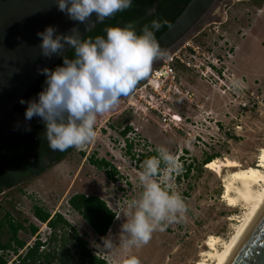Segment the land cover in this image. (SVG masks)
Returning a JSON list of instances; mask_svg holds the SVG:
<instances>
[{"label":"rangeland","instance_id":"obj_1","mask_svg":"<svg viewBox=\"0 0 264 264\" xmlns=\"http://www.w3.org/2000/svg\"><path fill=\"white\" fill-rule=\"evenodd\" d=\"M220 16V24L202 30L200 34L204 36L197 35V41L189 39L204 54V65H213V71L203 77L200 70L185 71L174 65L178 92L165 85L157 91L146 88L134 96V105L139 108L136 114L124 101L122 107L116 105L98 115L93 142L81 148L85 157L76 150L40 176L25 181L22 194L16 189L4 191L0 194L3 209L16 221L24 222L25 227H37V238L43 239L49 235L44 224L33 217L32 207L62 215L86 241L92 254L108 264H124L132 256L140 264H198L201 253L207 251L205 242L209 236L227 240L236 226L233 219L244 212L239 207H228L222 198L223 179L231 170L224 169L217 176L202 162L217 155V161L228 159L242 169L254 168L264 149V0H239ZM181 54L187 57L185 50ZM145 107L148 110L144 111ZM151 109L159 110L168 119L175 116L180 120L175 122L176 127L171 123L166 127L149 112ZM122 112L129 116V137L135 145L132 153L136 159L159 147L167 148L176 157L180 171H162L155 179L166 190L181 194L187 211L163 231H154L148 244L131 251L116 247L105 252L96 246L100 239L70 210L67 201L75 194L102 199L121 218L115 219L110 228L113 236L119 234L127 203L138 199L143 191L138 179L143 162L131 161L122 147ZM92 156L104 159L117 170L116 181H110L103 171L89 164ZM188 165L192 170L185 177L182 169ZM19 238L27 245L35 236L21 232ZM6 240L3 235L2 241Z\"/></svg>","mask_w":264,"mask_h":264},{"label":"clouds","instance_id":"obj_2","mask_svg":"<svg viewBox=\"0 0 264 264\" xmlns=\"http://www.w3.org/2000/svg\"><path fill=\"white\" fill-rule=\"evenodd\" d=\"M132 2L55 0L60 12L81 24L93 14L97 21L112 17L129 9ZM160 27L161 23L153 20L138 34L135 24L130 22L122 28H108L105 36L88 40L81 39L77 28L71 29L70 35L56 34L52 26L37 33L43 57L60 55L65 45L74 50V58L65 57L63 66L39 70L46 78V87L35 100L19 101L27 103L25 120L38 117L43 121L44 137L52 151L80 149L93 142L98 115L110 111L121 97L131 94L148 76L153 62L164 55L155 38ZM156 152L157 155L143 162L138 174L143 191L138 199L127 203L126 218L119 234L113 236L109 230L96 245L99 249L109 252L122 247L131 251L142 247L149 243L154 231H163L167 224L186 213L187 206L181 194L166 190L155 179L162 171L178 173L180 164L167 148L159 147ZM116 219L121 218L117 216ZM124 264H140V261L132 256Z\"/></svg>","mask_w":264,"mask_h":264},{"label":"trees","instance_id":"obj_3","mask_svg":"<svg viewBox=\"0 0 264 264\" xmlns=\"http://www.w3.org/2000/svg\"><path fill=\"white\" fill-rule=\"evenodd\" d=\"M190 2L191 0H133L129 9L105 18L83 39L88 40L97 36H105L106 29L122 28L130 22L135 24L139 34L140 29L153 20L161 23L160 29L155 32V38L157 39L174 23ZM200 35L204 36V33ZM196 38V36L192 37L197 41ZM65 57L68 59L74 58V50L70 49L50 70H54L57 66H63ZM45 79L43 75L20 100L26 102L35 100L38 93L46 87ZM146 79L147 77L141 80L136 88L145 83ZM126 97L120 98L117 104L119 107L123 106ZM19 101L14 106L13 111L23 114L27 103L21 104ZM128 117L125 112H122L119 125L120 127L124 124L119 134L125 141V154L131 161L142 163L146 159L157 155V153L153 151L147 155H140V158L136 159V156L132 153L134 144L126 138L132 132ZM44 131L45 127L42 124L0 147V194L12 189H16L19 194H22L21 187L25 181L40 176L51 165L62 162L77 150L76 148H70L64 152L52 151L44 137ZM79 155L85 157L84 151L79 152ZM217 158V155L206 157L202 162V166H206ZM88 162L97 170L103 171L110 181H116L118 172L110 163L104 159L98 160L93 156L90 157ZM191 170L190 165L183 167L184 176L186 177ZM67 205L72 212L80 216L86 226L90 228L92 234L98 239L108 234L116 219V213L111 211L106 203L96 196L75 194L69 198ZM9 206L13 208L14 204L9 203ZM32 214L37 221L47 225L50 234L46 243H41L36 239L33 245L28 247L26 252L18 256L16 261L11 264H108L104 259L92 254L86 241L62 215L58 213L50 215V213L36 205L32 207ZM21 232L34 237L38 232V228L32 224L25 227L24 222L16 221L11 213L5 211L0 205V264H8L7 252H12L14 256H17L18 252L26 247L25 241L19 238ZM3 235L7 236L5 242L2 241ZM42 247L43 249H41Z\"/></svg>","mask_w":264,"mask_h":264},{"label":"water","instance_id":"obj_4","mask_svg":"<svg viewBox=\"0 0 264 264\" xmlns=\"http://www.w3.org/2000/svg\"><path fill=\"white\" fill-rule=\"evenodd\" d=\"M238 1L191 0L156 39L164 55L153 62L149 74L205 27L220 24L224 9ZM103 20L97 21L93 14L83 24L73 21L57 9L55 0H0V147L44 124L38 117L25 120L24 113L13 108L43 76L39 70L50 69L71 49L65 45L60 55L43 57L37 33L52 26L56 34L70 35L71 29L77 28L83 39ZM230 264H264V213Z\"/></svg>","mask_w":264,"mask_h":264},{"label":"bare ground","instance_id":"obj_5","mask_svg":"<svg viewBox=\"0 0 264 264\" xmlns=\"http://www.w3.org/2000/svg\"><path fill=\"white\" fill-rule=\"evenodd\" d=\"M205 168L217 176L224 169L231 170L223 179L222 198L232 209L241 208V217L233 219L236 226L227 240L209 236L207 251L201 253L198 264H230L264 213V149L260 151L257 166L242 169L238 163L224 159L213 160Z\"/></svg>","mask_w":264,"mask_h":264},{"label":"built area","instance_id":"obj_6","mask_svg":"<svg viewBox=\"0 0 264 264\" xmlns=\"http://www.w3.org/2000/svg\"><path fill=\"white\" fill-rule=\"evenodd\" d=\"M185 50L187 57H184L181 52ZM194 62H197L195 64ZM205 63V57L203 53H200V49L197 46H194L190 43V41H187L176 53L172 54L170 57H168L166 60L162 61V63L155 68L150 75V78L146 79L145 83H143L141 86L135 88V90L129 94L125 98L126 107H129L132 114H136L139 108H137L134 105V96L138 93V91H142L143 89L148 88L149 90L157 91L162 86H167L168 88L173 87V90L178 92L177 86H179V83L176 80V72L174 69V65H180L185 69L188 70H200V74L204 77L206 73L212 70L213 65H209L208 63ZM215 70V69H214ZM213 71V70H212ZM148 110L147 107L144 108V111ZM150 113H153L156 115L158 119L166 126L169 127L170 123L173 125V127H176L175 122H179L177 120H180L178 117H171V119L166 118V116L161 113L157 109H151L149 110ZM130 142H133L132 139H130L129 135L126 137ZM137 142V141H135ZM125 147V141L123 140V146ZM78 152L84 151V149H77ZM55 214V213H54ZM44 227L47 231V235L50 234V230L48 229L47 225L44 224ZM38 235H35L34 241L31 244H27L26 247L18 252L17 256H14L12 252H7L8 254V264H11L13 261H16L17 257L20 255H23L28 247H31L36 239H38L41 243H46L47 238H37ZM43 249V247L41 248ZM1 254V253H0ZM96 257H100L98 255H95ZM10 258H12L10 260ZM101 258V257H100ZM102 259V258H101Z\"/></svg>","mask_w":264,"mask_h":264},{"label":"flooded vegetation","instance_id":"obj_7","mask_svg":"<svg viewBox=\"0 0 264 264\" xmlns=\"http://www.w3.org/2000/svg\"><path fill=\"white\" fill-rule=\"evenodd\" d=\"M177 67H180V68H182V66H180V65H177ZM185 69V68H184ZM185 71H189L188 69H185ZM135 146V145H134Z\"/></svg>","mask_w":264,"mask_h":264}]
</instances>
